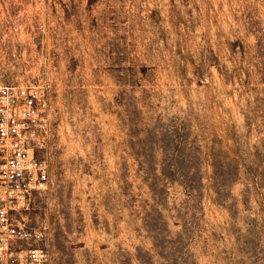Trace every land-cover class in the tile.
Segmentation results:
<instances>
[{"label": "rangeland", "instance_id": "374dc122", "mask_svg": "<svg viewBox=\"0 0 264 264\" xmlns=\"http://www.w3.org/2000/svg\"><path fill=\"white\" fill-rule=\"evenodd\" d=\"M0 82L48 101V264H264V0H0Z\"/></svg>", "mask_w": 264, "mask_h": 264}, {"label": "built area", "instance_id": "2783aa9c", "mask_svg": "<svg viewBox=\"0 0 264 264\" xmlns=\"http://www.w3.org/2000/svg\"><path fill=\"white\" fill-rule=\"evenodd\" d=\"M48 101L34 83L0 82V264H48L41 228L17 217L22 201L50 185L48 164L32 140Z\"/></svg>", "mask_w": 264, "mask_h": 264}]
</instances>
